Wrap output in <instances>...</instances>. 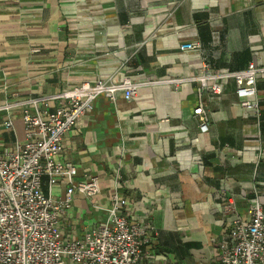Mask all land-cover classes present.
Returning a JSON list of instances; mask_svg holds the SVG:
<instances>
[{"label":"crops","instance_id":"crops-1","mask_svg":"<svg viewBox=\"0 0 264 264\" xmlns=\"http://www.w3.org/2000/svg\"><path fill=\"white\" fill-rule=\"evenodd\" d=\"M182 43L200 49L181 52ZM250 61L264 65V0H0V152L25 141L26 100L109 78L138 82L134 100L97 97L65 135L74 182L97 178L99 190L91 200L74 194L61 233L100 225L116 192L129 221L157 233L140 264H219L233 221L248 220L254 197L264 206V75L258 120L231 80L204 98V133L196 85L163 81L192 77L202 63L235 71Z\"/></svg>","mask_w":264,"mask_h":264},{"label":"built area","instance_id":"built-area-1","mask_svg":"<svg viewBox=\"0 0 264 264\" xmlns=\"http://www.w3.org/2000/svg\"><path fill=\"white\" fill-rule=\"evenodd\" d=\"M199 47L197 43L179 46L181 52L199 51ZM30 53L38 52L31 49ZM263 75L264 65L251 61L246 68L235 71H214L209 64L202 63L192 77L167 78L163 82L174 88L185 82L196 85L199 102L192 112L204 133L208 131L204 98L208 94L220 96L231 80L240 108L258 120L261 101L257 83ZM140 85L129 78L119 82L109 78L22 103L25 141L16 143L10 151L0 152V264H140L142 246L157 233L143 221L130 222L116 192L106 219L90 232L78 238H65L59 227L75 193L91 200L99 190L97 178L74 182L76 167L63 159L65 135L92 109L97 97L115 102L121 94L131 101ZM26 105L33 107V111ZM4 126L9 129L12 121L9 119ZM63 182L66 187L58 195ZM216 255L219 264H262L264 206L257 197L248 203V220L233 221L230 233L218 244Z\"/></svg>","mask_w":264,"mask_h":264}]
</instances>
